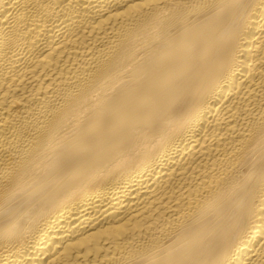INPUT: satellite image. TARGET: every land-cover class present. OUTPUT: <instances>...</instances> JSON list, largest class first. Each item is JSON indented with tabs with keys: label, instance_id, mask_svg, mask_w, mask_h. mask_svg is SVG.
Segmentation results:
<instances>
[{
	"label": "bare ground",
	"instance_id": "bare-ground-1",
	"mask_svg": "<svg viewBox=\"0 0 264 264\" xmlns=\"http://www.w3.org/2000/svg\"><path fill=\"white\" fill-rule=\"evenodd\" d=\"M0 264H264V0H0Z\"/></svg>",
	"mask_w": 264,
	"mask_h": 264
}]
</instances>
